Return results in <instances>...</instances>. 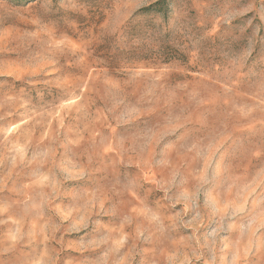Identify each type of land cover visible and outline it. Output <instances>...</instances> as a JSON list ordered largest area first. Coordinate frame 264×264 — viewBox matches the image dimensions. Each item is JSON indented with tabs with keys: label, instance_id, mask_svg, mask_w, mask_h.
Instances as JSON below:
<instances>
[{
	"label": "clouds",
	"instance_id": "9594fccd",
	"mask_svg": "<svg viewBox=\"0 0 264 264\" xmlns=\"http://www.w3.org/2000/svg\"><path fill=\"white\" fill-rule=\"evenodd\" d=\"M0 264H264V0H0Z\"/></svg>",
	"mask_w": 264,
	"mask_h": 264
}]
</instances>
